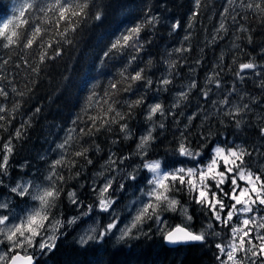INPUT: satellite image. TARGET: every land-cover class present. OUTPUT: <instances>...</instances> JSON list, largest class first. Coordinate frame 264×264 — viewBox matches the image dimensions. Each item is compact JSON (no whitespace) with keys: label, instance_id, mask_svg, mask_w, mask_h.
<instances>
[{"label":"trees","instance_id":"obj_1","mask_svg":"<svg viewBox=\"0 0 264 264\" xmlns=\"http://www.w3.org/2000/svg\"><path fill=\"white\" fill-rule=\"evenodd\" d=\"M159 99L165 115L151 120ZM150 122L145 161L175 172L231 149L264 191V0H0V176L6 187L46 183L45 223L59 224L46 251L27 252L37 264H221L232 226L179 179L169 193L188 206L200 244L166 246L160 226L184 224L166 205L123 241L105 229L81 244L66 221L97 206L93 177L130 162Z\"/></svg>","mask_w":264,"mask_h":264},{"label":"rangeland","instance_id":"obj_2","mask_svg":"<svg viewBox=\"0 0 264 264\" xmlns=\"http://www.w3.org/2000/svg\"><path fill=\"white\" fill-rule=\"evenodd\" d=\"M224 1L229 6L237 2ZM225 24L221 21L218 28L223 29ZM189 88L183 86L179 90L178 103ZM156 115H165L160 99L151 104L148 114L151 120ZM155 130L156 123L150 122L140 133L130 162H126L127 158L110 160L93 177L91 190L98 197L97 206L89 211L81 209L78 215L66 220L72 228L79 224L77 241L81 244L99 241L105 229L115 240L123 241L140 231L144 215L154 214L163 205L171 213L177 211L182 215L183 226L189 228L188 206L169 193L170 186L179 179L186 185L188 193L198 197V202L205 201L219 220L226 215L224 222L232 226L221 248V264H261L257 258L264 255V191L258 179L248 172H241V167L236 164L237 153L224 148L214 149L211 156L195 168L167 172L161 160H144ZM0 167L3 171L5 165L0 164ZM227 182L232 186L229 197L223 192ZM114 184H117L115 195L111 197L109 192ZM0 186V264H8L16 254L27 255L29 250L46 251V247L53 244L59 225L57 222L45 223L46 216L40 207L49 194L47 184L20 180L19 184L6 187L0 176ZM29 195L34 197L31 204L22 201ZM70 198L72 203L80 202L75 192ZM158 232L168 233L167 224L163 223Z\"/></svg>","mask_w":264,"mask_h":264},{"label":"water","instance_id":"obj_3","mask_svg":"<svg viewBox=\"0 0 264 264\" xmlns=\"http://www.w3.org/2000/svg\"><path fill=\"white\" fill-rule=\"evenodd\" d=\"M164 242L169 248L200 244L202 239L185 227H177L164 236ZM8 264H37L36 259L29 255L16 254L9 260Z\"/></svg>","mask_w":264,"mask_h":264}]
</instances>
